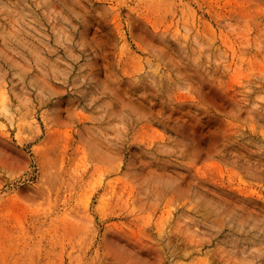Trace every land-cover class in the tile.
Returning <instances> with one entry per match:
<instances>
[{
  "label": "rangeland",
  "instance_id": "obj_1",
  "mask_svg": "<svg viewBox=\"0 0 264 264\" xmlns=\"http://www.w3.org/2000/svg\"><path fill=\"white\" fill-rule=\"evenodd\" d=\"M0 264H264V0H0Z\"/></svg>",
  "mask_w": 264,
  "mask_h": 264
}]
</instances>
